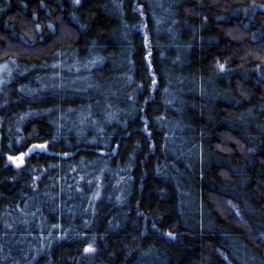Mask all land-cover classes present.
<instances>
[{"label":"trees","instance_id":"1","mask_svg":"<svg viewBox=\"0 0 264 264\" xmlns=\"http://www.w3.org/2000/svg\"><path fill=\"white\" fill-rule=\"evenodd\" d=\"M4 64L0 264H264V0H0Z\"/></svg>","mask_w":264,"mask_h":264},{"label":"rangeland","instance_id":"2","mask_svg":"<svg viewBox=\"0 0 264 264\" xmlns=\"http://www.w3.org/2000/svg\"><path fill=\"white\" fill-rule=\"evenodd\" d=\"M7 71L8 70V67H7V65H0V86L3 84L1 81H2V78H3V75H4V71ZM35 143H46V142H35ZM46 145H47V143H46ZM44 151V150H43ZM18 156H20V154L19 155H15V156H9L8 157V162L9 163H12L14 166H16V167H19L20 165H22L23 163H24V159L22 160V161H19V160H17V157ZM101 178L100 177H97L96 178V181L98 182V183H100L101 182ZM97 183V184H98Z\"/></svg>","mask_w":264,"mask_h":264},{"label":"water","instance_id":"3","mask_svg":"<svg viewBox=\"0 0 264 264\" xmlns=\"http://www.w3.org/2000/svg\"><path fill=\"white\" fill-rule=\"evenodd\" d=\"M37 145H43L44 147H36ZM46 147V143H34L29 147V149L26 152H23L20 154V156L17 157V160L22 161L24 159V156L31 155L34 152H42Z\"/></svg>","mask_w":264,"mask_h":264},{"label":"snow or ice","instance_id":"4","mask_svg":"<svg viewBox=\"0 0 264 264\" xmlns=\"http://www.w3.org/2000/svg\"><path fill=\"white\" fill-rule=\"evenodd\" d=\"M36 147H44L43 145H37Z\"/></svg>","mask_w":264,"mask_h":264}]
</instances>
